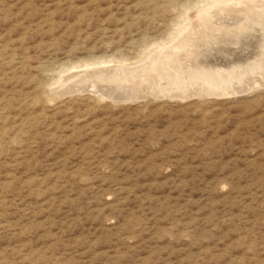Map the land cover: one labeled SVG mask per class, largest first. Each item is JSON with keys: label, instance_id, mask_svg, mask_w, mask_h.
<instances>
[{"label": "rangeland", "instance_id": "1", "mask_svg": "<svg viewBox=\"0 0 264 264\" xmlns=\"http://www.w3.org/2000/svg\"><path fill=\"white\" fill-rule=\"evenodd\" d=\"M263 30L264 0H0V264H264Z\"/></svg>", "mask_w": 264, "mask_h": 264}, {"label": "bare ground", "instance_id": "2", "mask_svg": "<svg viewBox=\"0 0 264 264\" xmlns=\"http://www.w3.org/2000/svg\"><path fill=\"white\" fill-rule=\"evenodd\" d=\"M234 1H235V0H234ZM237 1H238V0H237ZM251 1H252V0H251ZM219 2H220V1H219ZM254 2H255V1H254ZM260 2H262V1H260ZM232 3H233V2H232ZM248 3H249V2H248ZM228 4H229V3H228ZM237 4H238V3H237ZM240 4H241V3H240ZM242 6H243V5H242ZM259 7H260V6H259ZM239 8H240V6H239ZM247 8H248V7H247ZM252 8H254V7H252ZM233 9H234V8H233ZM258 10H259V9H258ZM200 11H201V10H200ZM233 11H234V10H233ZM241 12H242V11H241ZM250 12H251V11H250ZM260 12H261V11H260ZM230 14H231V13H230ZM248 14H249V12H248ZM258 14H259V13H258ZM258 14H257V15H258ZM227 15H228V14H227ZM235 15H236V13H235ZM250 15H251V14H250ZM241 16H242V15H240V17H241ZM226 17H227V16H226ZM229 17H230V16H229ZM234 17H235V16H234ZM238 18H239V17H238ZM260 18H261V17H260ZM231 19H232V22H233V18H231ZM246 19H247V18H246ZM241 20H242V19H241ZM258 20H259V19H258ZM258 20H257V21H258ZM237 21H238V19H237ZM248 21H249V20H248ZM253 21H254V19H253ZM255 21H256V20H255ZM245 22H246V21H245ZM245 22H244V23H245ZM249 22H250V21H249ZM259 22H260V21H259ZM221 23H222V22H221ZM246 23H247V22H246ZM260 23H261V22H260ZM234 24H235V23H234ZM234 24H233V25H234ZM236 24H237V23H236ZM238 24H239V23H238ZM248 24H249V23H248ZM214 25H215V24H214ZM224 25H225V24H224ZM229 25H230V24H229ZM229 25H228V26H229ZM257 25H258V24H257ZM195 26H196V25H195ZM210 26H211V25H210ZM215 26H216V25H215ZM234 26H235V25H234ZM248 26H249V25H248ZM262 26H263V25H262ZM199 27H200V26H199ZM226 27H227V26H226ZM256 27H257V26H256ZM258 27H259V26H258ZM201 28H202V26H201ZM203 28H205V27H203ZM228 28H229V27H228ZM228 28H227V29H228ZM231 28H232V27H231ZM222 29H223V28H222ZM224 29H225V28H224ZM232 29H233V28H232ZM246 29H248V28H246ZM201 30H202V29H201ZM201 30H199V31H201ZM203 30H204V29H203ZM215 30H216V29H215ZM241 30H242V29H241ZM194 31H195V30H194ZM216 31H217V30H216ZM243 31H244V29H243ZM249 31H251V30H249ZM260 31H261V30H260ZM263 31H264V30H263ZM201 32H202V31H201ZM207 32H208V30H207ZM210 32H211V31H210ZM236 32H238V31H236ZM245 32H247V30H246ZM257 32H258V31H257ZM204 33H205V32H204ZM221 33H222V32H221ZM233 33H234V31H233ZM199 34H200V33H199ZM208 34H209V33H207V35H208ZM210 34H211V33H210ZM218 34H219V33H218ZM226 34H227V33H226ZM234 34H236V33H234ZM248 34H249V32H248ZM252 34L254 35L255 33H252ZM252 34H251V35H252ZM258 34L261 36L260 33H258ZM219 35H220V34H219ZM251 35H250V36H251ZM196 36H197V35H196ZM204 36H206V35H204ZM215 36H217V35H215ZM229 36H230V33H229ZM236 36H237V35H236ZM245 36H246V35H245ZM240 37H241V36H240ZM242 37H243V36H242ZM254 37H255V36H254ZM261 37H262V36H261ZM202 38H204V37H202ZM205 38H206V37H205ZM205 38H204V39H205ZM214 38H215V37H214ZM218 38H219V37H218ZM262 38H264V37H262ZM181 39H182V38H181ZM184 39H185V38H184ZM210 39H211V37H210ZM225 39H226V38H225ZM197 40H198V38H197ZM208 40H209V39H208ZM212 40H213V39H212ZM216 40H218V39H216ZM240 40H241V39H240ZM195 41H196V40H195ZM202 41H203V39H202ZM228 41H229V40H228ZM233 41H234V40H233ZM214 42H215V41H214ZM214 42H213V43H214ZM224 42H225V41H222L223 44H224ZM234 42H235V41H234ZM237 42H238V41H236V43H237ZM207 43L209 44L210 42L207 41ZM207 43H206V44H207ZM263 43H264V42H263ZM202 44H203V43H202ZM237 44H238V43H237ZM241 44H242V43H241ZM260 44H261V43H260ZM196 45H197V44H196ZM198 45H200V44H198ZM204 45H205V43H204ZM200 46H201V45H200ZM205 46H206V45H205ZM262 46H263V45H262ZM197 47H198V46H197ZM197 47H195V48H196V49H199V48H197ZM208 47H210V46H208ZM211 47H212V45H211ZM220 47H221V46H220ZM193 48H194V47H193ZM203 48H204V47H203ZM203 48H202V49H203ZM212 48H213V47H212ZM221 48H222V47H221ZM196 49H195V50H196ZM184 50H185V49H184ZM188 50H189V49H188ZM208 50H209V49H208ZM245 50H246V49H245ZM192 51H193V50H192ZM257 51H258V50H257ZM259 51H260V50H259ZM173 52H174V51H173ZM182 52H183V50H182ZM184 52H186V51H184ZM262 52H263V51H262ZM155 53H156V52H155ZM192 53H193V52H192ZM212 53L222 54L223 52L220 51V49H218V48H214V49H212L211 51L208 52L209 55L212 54ZM186 54H187V53H186ZM194 54H195V53H194ZM194 54H192V55H194ZM197 54H198V53H197ZM200 54L202 55L203 53H200ZM208 54H207V55H208ZM259 54H260L259 58H258L257 60H254V61L251 63V66H249V64H248V65H246L245 67H246V68H249V69H251V70H253V72H254V71H257V69H258L259 67L263 66V65H264V60H263V59H264V55H262L263 53L261 54V52H260ZM170 55H171V54H170ZM179 55H180V54H179ZM207 55H203V56H201V57H204V56L207 57ZM230 55H231V54H230ZM249 55H250V54H249ZM163 56H164V55H163ZM187 56H188V55H187ZM190 56H191V55H190ZM197 56H199V55H197ZM164 57H165V56H164ZM168 57H169V56H168ZM195 57H196V56H195ZM201 57L197 60L198 63H201V64H203L204 66H207V67H212L213 69H214L216 66L219 67V65L214 64V63H211V62H208V60H203ZM239 57H240V56H239ZM183 58H184V57H183ZM187 58H188V57H187ZM187 58H186V59H187ZM193 58H194V57H193ZM193 58H192V59H193ZM209 58H210V56H209ZM166 59H167V58H166ZM184 59H185V58H184ZM246 59H247V58H246ZM188 60H189V59H188ZM237 60H238V59H237ZM176 61H177V60H176ZM226 61H227V60H226ZM168 62H170V61H168ZM186 62H187V61H186ZM194 62H195V60H194ZM240 62H241V61H240ZM172 63H174V62L172 61ZM192 63H193V61H192ZM195 63H196V62H195ZM195 63H194V64H195ZM198 63H196V64H198ZM165 64H166V63H165ZM175 64H176V63H175ZM186 64H187V63H186ZM224 64H226V63H224ZM243 64H244V62H243ZM182 65H183V64H182ZM182 65H181V66H182ZM226 65H227V64H226ZM229 65H230V64H229ZM163 66H164V65H163ZM163 66H162V67H163ZM166 66H167V64H166ZM186 66H187V65H186ZM195 66H197V65H195ZM195 66H194V67H195ZM200 66H201V65H200ZM147 67H148V66H147ZM153 67H154V66H153ZM174 67H175V66H174ZM228 67H229V66H228ZM103 68H105V67H103ZM167 68H168V67H167ZM170 68H171V67H170ZM176 68H177V67H176ZM179 68H181V67H179ZM189 68H190V67H189ZM199 68L201 69V67H199ZM221 68H222L223 70H224V69H229V68H223V67H221ZM230 68H231V67H230ZM99 69H100V68H99ZM109 69H110V68H109ZM158 69H159V67H158ZM186 69H188V68H186ZM186 69H185V72H187ZM213 69H212V71H213ZM231 69H232V68H231ZM231 69H230V70H231ZM233 69H234V70H233L234 72H232V73H235V67H234ZM260 69H261V68H260ZM96 70H97V69H96ZM114 70H115V69H114ZM117 70H119V69L117 68ZM117 70H116V72H117ZM131 70L133 71V69H131ZM155 70H156V69H155ZM160 70H161V69H160ZM162 70H163V68H162ZM178 70H179V69H178ZM192 70H193V69H192ZM238 70H239L238 67H236V71H238ZM241 70H242V69H241ZM262 70H264V69H262ZM92 71H93V70H92ZM102 71H103V70H102ZM119 71H121V70H119ZM119 71H118V73H119ZM143 71H144V70H143ZM167 71H168V70H166V71L164 70V72H167ZM180 71H181V70H180ZM180 71H179V72H180ZM197 71H199V70H197ZM200 71H201V70H200ZM206 71H207V70H206ZM218 71H219V70H216V71H215L216 73H214V72L212 73L211 71H209L208 73H210V74L207 75V76H206L204 73H203V74L206 76L205 79L208 77V78H210V81L216 82V85H217V83L219 84V81H220V82H224V81H223V76H224V74H223L222 72H221V74H217ZM221 71H222V70H221ZM226 71H228V70H226ZM243 71H244V70H243ZM116 72H114V73H116ZM145 72H147V71H145ZM148 72H150V71H148ZM159 72H162V71H159ZM170 72H171V70H170ZM182 72L184 73L183 70H182ZM230 72H231V71H230ZM244 72H245V71H244ZM253 72H252V74H253ZM258 72H259V70H258ZM86 73H87V72H86ZM129 73H130V72H129ZM157 73H158V72H157ZM168 73H169V72H168ZM190 73H191V72H190ZM195 73H196V72H195ZM195 73H193V74H195ZM199 73H200V72H199ZM205 73H207V72H205ZM260 73H261V72H260ZM89 74H90V73H89ZM96 74H98V72H97ZM125 74H127V73H125ZM143 74H144V73H143ZM149 74H150V73H149ZM155 74H156V73H155ZM166 74H167V73H165L164 75H166ZM175 74H176V73H175ZM197 74H198V73H196V75H197ZM200 74H201V73H200ZM225 74H226V73H225ZM229 74H230V73H229ZM237 74H238V72H237ZM239 74H240V73H239ZM261 74H264V73H261ZM82 75H83V74H82ZM92 75H93V74H92ZM106 75H107V74H106ZM106 75H105V76H106ZM116 75H117V74H116ZM134 75H135V73H134ZM134 75H133V76H134ZM138 75H139V74H138ZM138 75H137V76H138ZM140 75H142V74H140ZM164 75H163V76H164ZM221 75H222V76H221ZM250 75H251V73H250ZM250 75H249V76H250ZM88 76H90V75H88ZM130 76H131V75H130ZM135 76H136V75H135ZM143 76H144V75H143ZM160 76H161V74H160ZM166 76H167V75H166ZM168 76H170V75H168ZM186 76H187V75H186ZM186 76H185V77H186ZM190 76H191V75H190ZM194 76H195V75H194ZM227 76H228V75H227ZM230 76H231V75H230ZM234 76H235V75H234ZM237 76H238V75H237ZM96 77H98V76H96ZM102 77H103V75H102ZM111 77L113 78V76H111ZM114 77H115V76H114ZM123 77H124V74H123ZM145 77H146V76H145ZM145 77H144V78H145ZM164 77H165V76H164ZM164 77H163V78H164ZM178 77H179V76H178ZM192 77H193V76H192ZM192 77H191V78H192ZM246 77H247V76H246ZM261 77H262V76H261ZM86 78H87V77H86ZM103 78H104V77H103ZM116 78H117V77H116ZM118 78H119V77H118ZM146 78H147V77H146ZM146 78L143 79V81H144V80L146 81ZM156 78H157V77H156ZM174 78H175V77H174ZM181 78H182V77H181ZM194 78H195V77H194ZM197 78H198V77H197ZM262 78H263V77H262ZM262 78H261V80H259L260 84H264V79H262ZM88 79H89V78H88ZM104 79H105V78H104ZM120 79H121V78H120ZM120 79H119V80H120ZM125 79H126V78H125ZM127 79H128V78H127ZM127 79L124 80V81H127ZM139 79H141V77H139ZM139 79H138V80H139ZM149 79H150V78H149ZM152 79H153V78H152ZM152 79H151V80H152ZM160 79H161V77H160ZM233 79H234V78H233ZM246 79H247V78H246ZM97 80H98V79H97ZM109 80H110V79H109ZM116 80H117V79H116ZM119 80H118V81H119ZM129 80H130V79H129ZM171 80H172V79H171ZM187 80H189V79H187ZM190 80H191V79H190ZM199 80H200V79H199ZM199 80H198V81H199ZM224 80H226V79H224ZM239 80H240V79H239ZM248 80H249V79H248ZM255 80H256V79H255ZM83 81H85V80H82V82H83ZM89 81H90V80H89ZM98 81H100V79H99ZM120 81H121V80H120ZM130 81H132V80H130ZM135 81H136V80H135ZM169 81H170V80H169ZM169 81H168V82H169ZM176 81H177V80H176ZM181 81H182V80H181ZM183 81H184V80H183ZM192 81H193V80H192ZM205 81H206V80H205ZM208 81H209V79H208ZM249 81H250V80H249ZM85 82H86V81H85ZM92 82H94V81H92ZM95 82H96V84L98 83L96 80H95ZM100 82L103 84L104 80H103V81H100ZM100 82H99V83H100ZM105 82H106V81H105ZM111 82H112V81H111ZM121 82H122V81H121ZM150 82H151V81H150ZM170 82H171V81H170ZM195 82H197V81H196V78H195ZM213 82H212V85H213ZM252 82H254V81H252ZM76 83H77V82H76ZM106 83H107V82H106ZM108 83H109V82H108ZM117 83H118V82H117ZM128 83H129V82H128ZM143 83H145V82H143ZM157 83H159V82H157ZM165 83H167V82H165ZM198 83H199V82H198ZM210 83H211V82H210ZM246 83H248V82H246ZM254 83H256L257 86L260 85V84H258L256 81H255ZM115 84H116V83H115ZM115 84H114V85H115ZM121 84H122V83H121ZM145 84H146V83H145ZM145 84H142V85L145 86ZM155 84H156V82H155ZM163 84H164V83H163ZM185 84H188V83H185ZM190 84H191V83H190ZM192 84H193V82H192ZM201 84H202V83H201ZM205 84H206V83H205ZM220 84H221V83H220ZM252 84H253V83H252ZM74 85H75V84H74ZM97 85H98V84H97ZM108 85H109V84H108ZM110 85H113V84L111 83ZM116 85H117V84H116ZM132 85H133V84H132ZM140 85H141V84H140ZM160 85H161V83H160L158 86H160ZM198 85H199V84H198ZM234 85H237V84L234 83ZM248 85H249V84H248ZM75 86H76V85H75ZM120 86H121V85L119 84V87H120ZM123 86H124V84H123ZM136 86H139V85H136ZM136 86H135V87H136ZM147 86H148V87H151V85H146V86H145V87H146V88H145L146 90L143 89L144 91H143V94H141L142 96L145 95V94H147V93H148V94L150 93V89H147V88H148ZM154 86H156V85H154ZM174 86H175V85H174ZM201 86L203 87V85H201ZM201 86H200V87H201ZM230 86H231V85H230ZM91 87H92V91H94V90L97 91V89H98V88H97L98 86L96 87L95 83H93V84L91 85ZM100 87H101V85L99 84V88H100ZM109 87H110V86H109ZM119 87H116V88H119ZM126 87H127V86H126ZM132 87H133V86H132ZM176 87H178V86H176ZM220 87H221V86H220ZM222 87H223V86H222ZM243 87H244V86H243ZM106 88H107V87H106ZM111 88H112V86H111ZM138 88H139V87H138ZM166 88H167V87H166ZM166 88H165V89H166ZM174 88H175V87H174ZM206 88H207V87H206ZM230 88H231V87H230ZM244 88H245V87H244ZM249 88H250V87H249ZM123 89H124V87H123ZM207 89H208V88H207ZM209 89H210V88H209ZM219 89H220V88H218V90H219ZM232 89H233V87H232ZM238 89H239V88H238ZM116 90H117V89H116ZM133 90H134V89H133ZM140 90H141V88H140ZM173 90H174V89H173ZM173 90H172V91H173ZM194 90H195V89H194ZM214 90H215V89H214ZM222 90H223V89H222ZM230 90H231V89H230ZM235 90H236V89H235ZM235 90H233V91H235ZM240 90H241V89H240ZM246 90H247V87H246ZM119 91H120V90H119ZM172 91H171V92H172ZM189 91H190V90H189ZM196 91H197V90H196ZM205 91H206V90H205ZM244 91H245V90H244ZM107 92H108V91H107ZM113 92H115V91H113ZM122 92H123V90H122ZM157 92H158V91H157ZM223 92H224V94H229V91H228V90H224ZM231 92H232V91H231ZM231 92H230V93H231ZM132 93H133V92H132ZM137 93H138V92H137ZM140 93H141V92H140ZM161 93H162V92H160L159 94H161ZM165 93H167V92H165ZM193 93H194V92H193ZM112 94H113V93H112ZM129 95H130V94H129ZM176 95H177V94H176ZM178 95H179V94H178ZM197 95H198V94H197ZM200 95H201V94H200ZM103 96H104V95H103ZM136 96H137V95H136ZM159 96H160V95H159ZM167 96H168V95H167ZM170 96H171V95H170ZM186 96L188 97V95H186ZM190 96H191V95H190ZM110 97H111V96H110ZM192 97H193V95H192ZM196 97H197V96H196ZM107 98H108V97H107ZM114 98H115V97H114ZM121 99H122V98H121Z\"/></svg>", "mask_w": 264, "mask_h": 264}]
</instances>
